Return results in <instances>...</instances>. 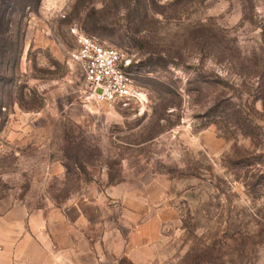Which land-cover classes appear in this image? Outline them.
Returning a JSON list of instances; mask_svg holds the SVG:
<instances>
[{"label":"rangeland","instance_id":"obj_1","mask_svg":"<svg viewBox=\"0 0 264 264\" xmlns=\"http://www.w3.org/2000/svg\"><path fill=\"white\" fill-rule=\"evenodd\" d=\"M247 1L0 0V217L119 187V235L141 197L162 213L139 264H264V0ZM81 36L123 55L145 109L90 96Z\"/></svg>","mask_w":264,"mask_h":264},{"label":"crops","instance_id":"obj_2","mask_svg":"<svg viewBox=\"0 0 264 264\" xmlns=\"http://www.w3.org/2000/svg\"><path fill=\"white\" fill-rule=\"evenodd\" d=\"M121 189L96 188L91 195L35 211L10 209L0 217V264H139L135 252L156 241L162 213L148 214V199L141 197L138 207L145 209L134 214V227L119 235L116 224L103 218L102 206L110 210L118 204ZM93 227L101 230L97 238L87 235Z\"/></svg>","mask_w":264,"mask_h":264},{"label":"built area","instance_id":"obj_3","mask_svg":"<svg viewBox=\"0 0 264 264\" xmlns=\"http://www.w3.org/2000/svg\"><path fill=\"white\" fill-rule=\"evenodd\" d=\"M70 58L79 66L84 84L96 101L112 108L145 109L146 98L126 73L128 61L119 51L81 36Z\"/></svg>","mask_w":264,"mask_h":264},{"label":"trees","instance_id":"obj_4","mask_svg":"<svg viewBox=\"0 0 264 264\" xmlns=\"http://www.w3.org/2000/svg\"><path fill=\"white\" fill-rule=\"evenodd\" d=\"M246 1H247V0H244V2H246ZM247 3H248V1H247ZM243 9L245 10V9H247V8L244 7ZM251 10H252V8H250V7L247 9V11H249V12H252ZM262 29H263L262 32H264V24L262 25ZM126 70H127V68H126ZM126 73H127V71H126Z\"/></svg>","mask_w":264,"mask_h":264}]
</instances>
